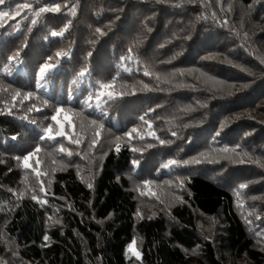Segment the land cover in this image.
<instances>
[{"label":"trees","instance_id":"trees-1","mask_svg":"<svg viewBox=\"0 0 264 264\" xmlns=\"http://www.w3.org/2000/svg\"><path fill=\"white\" fill-rule=\"evenodd\" d=\"M0 12V264H264V0Z\"/></svg>","mask_w":264,"mask_h":264},{"label":"snow or ice","instance_id":"snow-or-ice-1","mask_svg":"<svg viewBox=\"0 0 264 264\" xmlns=\"http://www.w3.org/2000/svg\"><path fill=\"white\" fill-rule=\"evenodd\" d=\"M5 2H6V0H0V5H3V4H5ZM21 7H23V8H30L31 7V5H29V4H24V5H17L16 6V9H15V15L16 16H19L20 15V11H21ZM42 11H51V12H54V13H59L60 11H61V6L59 5V4H55V5H53L50 9H41ZM7 16H9V13L8 12H0V19H3V18H5V17H7ZM33 23H35V21H33ZM97 31H99V30H97ZM53 35H61V33H53ZM173 58H175V57H173ZM212 57L211 56H209V57H204L203 59H211ZM12 59H15V57H12ZM55 67V65H53V64H49V63H45V64H43V66L40 68V74L41 75H44L48 70H50V69H53ZM147 74V73H146ZM103 87L106 89V90H108V89H110L111 87H112V85H109V84H105V85H103ZM108 95H110V96H112V95H115V93H113V92H111V91H108V93H107ZM28 96H31V93H29L28 94ZM63 109L61 108V109H58L57 110V114L56 115H54L53 117H52V119L54 120V121H56L58 124H60V132L58 133V135H60V136H68V133L65 131V121H67L68 119H69V117L67 116V114H64V121H62L61 119H60V115H61V113H63ZM221 127L223 128V125H221ZM48 134L49 135H51V128H49L48 129ZM129 135H130V133H129ZM153 135H155L154 133H153ZM173 135H175V133H173ZM69 139H71V137H69ZM73 143H75V144H79L80 143V141L79 140H73L72 141ZM96 141H93V143H95ZM161 143H163V141H161ZM120 150H121V148H120V145L119 144H117L116 145V152L117 153H119L120 152ZM134 151L136 150V149H133ZM61 151H64V149L63 148H61ZM32 155V153L30 152V153H28V155L27 156H25L24 157V162H25V164L27 165V163H28V159H29V157ZM193 159H195V158H193ZM196 162L197 163H200V161L199 160H196ZM188 163V161H184V164H187ZM132 164L133 165H138L139 164V161H132ZM175 164H177V161H175V160H169L166 164H164L163 165V167H165V168H168V167H170V166H172V165H175ZM262 167H264V165H262ZM144 183L145 184H148V183H150L149 181H144ZM88 187L89 188H91L92 187V185L91 184H89L88 185ZM239 187L241 188V189H244V188H246L247 187V185L246 184H240L239 185ZM33 199H37V197H35V196H33ZM42 203H46V201H41ZM43 239L44 240H48L49 239V237L47 236V235H45L44 237H43ZM135 243V241H133V244ZM133 244H130L128 247L132 250V251H134L135 252V249L133 248ZM138 257L140 256V253L139 252H136L135 253Z\"/></svg>","mask_w":264,"mask_h":264},{"label":"rangeland","instance_id":"rangeland-1","mask_svg":"<svg viewBox=\"0 0 264 264\" xmlns=\"http://www.w3.org/2000/svg\"><path fill=\"white\" fill-rule=\"evenodd\" d=\"M206 83V82H205ZM207 85H209V86H214V87H216L217 89H220L221 87H218L217 85H215V84H213V82L212 81H209V82H207L206 83ZM238 87V86H237ZM221 89H223L224 91H228L229 89L228 88H221ZM98 135L99 134H95V136H96V138L98 139L99 137H98ZM137 190L139 191V188H137ZM135 241V240H134ZM131 244H133V242L131 243ZM133 248L135 249V252L134 251H132L131 249H130V251L132 252V253H136V252H139V249H138V247H137V245H136V241H135V243L133 244ZM140 253V252H139Z\"/></svg>","mask_w":264,"mask_h":264}]
</instances>
